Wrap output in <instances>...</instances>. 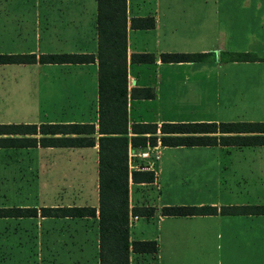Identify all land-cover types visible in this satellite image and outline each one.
Instances as JSON below:
<instances>
[{"label": "crops", "instance_id": "crops-1", "mask_svg": "<svg viewBox=\"0 0 264 264\" xmlns=\"http://www.w3.org/2000/svg\"><path fill=\"white\" fill-rule=\"evenodd\" d=\"M125 13L128 135H131L133 123L155 124V142L158 139L160 143L158 129L165 122H264L240 115L245 110H258L264 106V0H125ZM146 16L152 18V27L129 26L130 18ZM95 17L96 0H0V42L3 45L15 42L24 48L17 51L20 53L0 54L35 55L32 63L0 64L31 67L8 70L12 79L2 87L0 124L59 123L93 127L90 136L94 143L91 146H43L38 142L41 135L34 134L25 136L35 137V145L0 147L34 149L38 153L37 159L29 162V169L42 179L38 189L46 188L45 184L50 183L49 177L39 174L59 172L65 190L75 180L84 182L85 174H91V192L82 197V203L67 198L59 204L2 203L0 206L4 210L12 207L34 210L24 216L0 215V232L4 236L16 237V232L21 230L22 237L28 238L33 247L34 264H98L97 61L94 57L89 63L38 62L39 54L95 56ZM221 51L251 52L259 59L221 61L218 57ZM194 52H212L214 55L203 62H165L160 59L162 53ZM131 53L152 54V61L131 63ZM55 77H60V81ZM147 89L152 91V97L142 95ZM132 91L135 96L130 95ZM197 109L210 110L209 115L214 117L201 119L205 121H182L192 118L176 117L192 116V110ZM163 110L168 113L164 115ZM49 114H58L59 118L48 117ZM54 136L77 138L87 135ZM160 147V157L155 164L157 172L151 167L152 181L132 183L128 176L127 182L128 240H154L157 248L152 254L130 252L128 264H152V258H156V264H264V214L162 216L160 208L174 203L161 200V196L153 204L134 203L132 199L134 186H154L159 194L172 191L176 188V175L180 176L178 181L188 182L191 194L192 179L207 180L214 189L220 188L224 178L222 173L233 165L232 160L237 155H242L243 148L255 149L250 153L256 151L257 155L253 154L256 158H264V145L160 144ZM139 150L127 147L128 173L139 170L133 169L132 165L149 163L137 157L129 158L131 153ZM261 163L264 160H258L255 167H261ZM231 174L243 179V174L234 168ZM201 185L204 184L201 182ZM176 204H192V201ZM193 204L196 205L190 206L217 208L264 205L225 201L218 197ZM133 206H150L152 215H132L130 208ZM45 207H91L94 214L47 216L41 213V208ZM131 216L146 219L136 235L131 231ZM11 220L13 222H8Z\"/></svg>", "mask_w": 264, "mask_h": 264}, {"label": "trees", "instance_id": "trees-1", "mask_svg": "<svg viewBox=\"0 0 264 264\" xmlns=\"http://www.w3.org/2000/svg\"><path fill=\"white\" fill-rule=\"evenodd\" d=\"M131 28L152 27L151 17H132ZM96 54H39V63H89L97 61L98 103V264H128L129 253L152 254L156 251L154 240H128V176L132 183H149L153 179L150 170L127 168V147L139 150L154 145L156 125L133 123L131 135L126 129V13L125 0H96ZM212 52L162 53L161 61L203 62L213 57ZM221 61H254L259 58L251 52H227L218 54ZM131 63H148L152 54L131 53ZM34 54H0V64L32 63ZM142 95L152 97L147 89ZM131 96H135L133 91ZM140 95V94H138ZM90 124H0V147L86 145L91 146ZM84 133V137H62L55 134ZM145 134H148L147 136ZM160 144L164 146H259L264 145V122H175L161 123L158 129ZM29 208L0 209V215L24 216L33 213ZM150 206H133L130 213L147 217L152 215ZM43 215L92 216L91 207H45ZM162 216L238 215L264 214V205L220 206L167 205L159 210Z\"/></svg>", "mask_w": 264, "mask_h": 264}, {"label": "rangeland", "instance_id": "rangeland-1", "mask_svg": "<svg viewBox=\"0 0 264 264\" xmlns=\"http://www.w3.org/2000/svg\"><path fill=\"white\" fill-rule=\"evenodd\" d=\"M22 44H15V42L3 45L0 42V53H20L17 52L22 48ZM11 51V52H6ZM31 68L30 66H17V65H0V96L2 93V87L7 85V82H11L12 76H9L8 70H26ZM33 68V67H32ZM59 76V74H58ZM60 81V77L54 79ZM19 79V78H18ZM51 81L54 82L53 79ZM89 111V110H88ZM135 112V111H134ZM188 112V111H186ZM56 113V112H55ZM164 115L168 112L162 111ZM210 110H192V116H176L182 121H205L207 117H214L209 115ZM241 117L251 120H264V106L259 107L258 110H245L240 112ZM86 114L88 112L86 111ZM48 117L59 118L58 114H49ZM223 118L224 116H219ZM20 119V118H17ZM162 147H159V155ZM29 150V151H28ZM251 148H243L242 155H237L234 158L233 165L224 171V181L220 188H215L210 183L203 179H192V194L187 185V181H178L179 175H176V188L170 192L162 191L159 194L154 186L146 187H133L132 199L134 203L148 202L155 203L157 197L161 196V200L170 201L167 205H196L193 204L197 201H208L213 197L218 199H224L225 201H243V202H256L264 203V163H261V167L255 164L258 160H264V158H256L250 152H253ZM39 152V151H38ZM37 154L34 149H0V206L5 204H19L26 203L28 205H40L45 203H64L69 198L70 200L79 201L82 203V197L88 196L91 192L90 178L91 174H85V181L69 184L67 190L61 183V174L59 172L44 175L48 178L50 183L45 184L46 188L38 189L42 179L37 178L33 169H29V162L32 163L37 159ZM257 155V154H256ZM154 159L153 153H151L148 162L152 163L153 170L157 172L155 164L159 159ZM137 160V159H136ZM5 161V164H4ZM254 163V165L252 164ZM255 167V168H254ZM236 169L237 173L243 174L242 178L233 177L231 174L232 169ZM259 168V169H257ZM200 180V181H199ZM48 181V180H47ZM202 184L204 185H201ZM48 183V182H47ZM78 186V188L76 187ZM180 186V188H179ZM186 186V188H185ZM178 201H192V204H176ZM13 222V220L8 221ZM146 222L145 218H138L133 220L131 231L134 235L139 232V226ZM148 230V229H147ZM23 231L18 230L16 237L9 235L4 236L0 232V264H34L33 262V247L28 238L22 237ZM152 264H156V258H152ZM147 264V263H146ZM148 264H150L148 262Z\"/></svg>", "mask_w": 264, "mask_h": 264}, {"label": "built area", "instance_id": "built-area-1", "mask_svg": "<svg viewBox=\"0 0 264 264\" xmlns=\"http://www.w3.org/2000/svg\"><path fill=\"white\" fill-rule=\"evenodd\" d=\"M159 147H160V143H159V140L157 139L154 145H146L144 149H141L138 152L131 153L129 155V158L137 157L140 160H148L150 158L151 153H153L154 159H157L159 155ZM151 167H152V164L150 162L149 163L146 162L143 165H137V164L132 165L133 169H139V170L152 171ZM130 219L135 220L136 216H131Z\"/></svg>", "mask_w": 264, "mask_h": 264}]
</instances>
